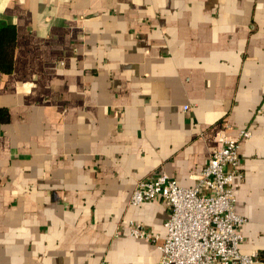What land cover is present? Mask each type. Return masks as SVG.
Returning a JSON list of instances; mask_svg holds the SVG:
<instances>
[{"label":"crops","instance_id":"obj_1","mask_svg":"<svg viewBox=\"0 0 264 264\" xmlns=\"http://www.w3.org/2000/svg\"><path fill=\"white\" fill-rule=\"evenodd\" d=\"M0 17V264H158L125 224L164 236L169 210L131 205L136 182L192 186L245 127L240 250L264 255V0H0Z\"/></svg>","mask_w":264,"mask_h":264},{"label":"built area","instance_id":"obj_2","mask_svg":"<svg viewBox=\"0 0 264 264\" xmlns=\"http://www.w3.org/2000/svg\"><path fill=\"white\" fill-rule=\"evenodd\" d=\"M251 133L245 127L236 136H219L190 187L179 185L165 172L136 182L131 205L159 199L169 210L164 236L150 233L131 220L125 224L134 238L157 245L158 264H264V255L240 250L246 218L236 210L233 191L235 181L243 177L240 141Z\"/></svg>","mask_w":264,"mask_h":264},{"label":"trees","instance_id":"obj_3","mask_svg":"<svg viewBox=\"0 0 264 264\" xmlns=\"http://www.w3.org/2000/svg\"><path fill=\"white\" fill-rule=\"evenodd\" d=\"M16 47V29L5 18L0 17V71L11 73L14 68V51ZM10 119L9 110L0 106V124Z\"/></svg>","mask_w":264,"mask_h":264}]
</instances>
